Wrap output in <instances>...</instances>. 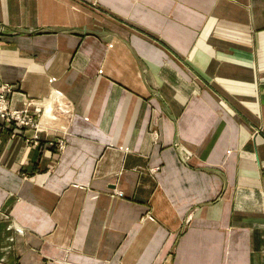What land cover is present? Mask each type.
Here are the masks:
<instances>
[{"label":"crops","instance_id":"0c3cea01","mask_svg":"<svg viewBox=\"0 0 264 264\" xmlns=\"http://www.w3.org/2000/svg\"><path fill=\"white\" fill-rule=\"evenodd\" d=\"M7 84L0 264H264V0H0Z\"/></svg>","mask_w":264,"mask_h":264},{"label":"built area","instance_id":"2783aa9c","mask_svg":"<svg viewBox=\"0 0 264 264\" xmlns=\"http://www.w3.org/2000/svg\"><path fill=\"white\" fill-rule=\"evenodd\" d=\"M14 88L10 85L0 86V120L6 123H18L22 126H31L33 127V118L32 115L29 114L28 110H18L13 109L11 104V96L14 93ZM66 109L63 110V113H69V105H67ZM64 148V143L61 142L59 144V149L62 150Z\"/></svg>","mask_w":264,"mask_h":264},{"label":"rangeland","instance_id":"374dc122","mask_svg":"<svg viewBox=\"0 0 264 264\" xmlns=\"http://www.w3.org/2000/svg\"><path fill=\"white\" fill-rule=\"evenodd\" d=\"M45 109H46V111H47V109H49V108H44V110H45ZM58 111H59L60 113H62V112H61L62 110H61L60 108H58ZM45 114H46V116H47V113H45ZM50 118H51V120H53V121H54V120H57V116L55 117V116H51V115H50Z\"/></svg>","mask_w":264,"mask_h":264},{"label":"bare ground","instance_id":"6f19581e","mask_svg":"<svg viewBox=\"0 0 264 264\" xmlns=\"http://www.w3.org/2000/svg\"><path fill=\"white\" fill-rule=\"evenodd\" d=\"M11 104V102H9V105Z\"/></svg>","mask_w":264,"mask_h":264}]
</instances>
